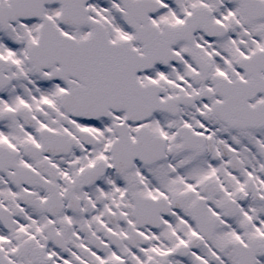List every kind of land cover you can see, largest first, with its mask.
Returning <instances> with one entry per match:
<instances>
[{"label": "snow or ice", "instance_id": "snow-or-ice-1", "mask_svg": "<svg viewBox=\"0 0 264 264\" xmlns=\"http://www.w3.org/2000/svg\"><path fill=\"white\" fill-rule=\"evenodd\" d=\"M0 264H264V0H0Z\"/></svg>", "mask_w": 264, "mask_h": 264}]
</instances>
